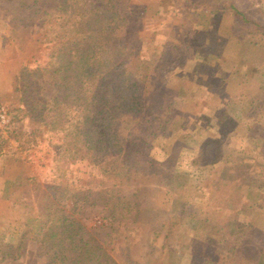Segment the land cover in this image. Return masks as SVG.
I'll list each match as a JSON object with an SVG mask.
<instances>
[{
	"label": "rangeland",
	"instance_id": "1",
	"mask_svg": "<svg viewBox=\"0 0 264 264\" xmlns=\"http://www.w3.org/2000/svg\"><path fill=\"white\" fill-rule=\"evenodd\" d=\"M118 2L132 21L129 42L137 48L142 77L150 78L160 58L170 64H160V77L173 69L167 82L173 104L165 114L170 136L158 137L153 153L161 160L163 147L177 153L176 167L188 176L183 197L201 206L211 223L181 216L173 203L176 194L160 174L103 175L79 159L68 165L70 174L80 182L94 181L97 189L114 187L138 204L139 216L129 239L121 240L118 259L122 247L129 246L136 264H264V33L258 30L264 28V0ZM230 5L260 27L242 26ZM14 22L13 15L0 19V102L11 114L19 113L0 137V264H45L35 239L18 251L9 248L30 210L42 205L44 185L59 180V134L18 111L24 106L15 90L21 68L42 64L49 44L39 37L37 23L14 28ZM195 54L200 62L208 60L197 78L191 74ZM243 59L255 70L248 76L230 72ZM208 136L218 139L221 149H237L230 162H199L200 145ZM92 218L90 225L102 221L99 215Z\"/></svg>",
	"mask_w": 264,
	"mask_h": 264
},
{
	"label": "trees",
	"instance_id": "2",
	"mask_svg": "<svg viewBox=\"0 0 264 264\" xmlns=\"http://www.w3.org/2000/svg\"><path fill=\"white\" fill-rule=\"evenodd\" d=\"M0 1V19L13 15L14 28L37 23L39 37L49 44L42 64L26 65L19 71L15 90L24 107L18 111L31 114L35 122L46 126L45 131L59 134V180L44 185L42 205L30 210L15 245L9 248H25L32 238L37 241L38 254L46 256L45 264H136L130 258L131 247H122L119 259L116 251L121 240H128L132 233L138 204L117 194L114 187L97 189L90 179L78 181L68 166L78 159L88 161L90 170L103 175L136 178L160 174L164 186L176 194L173 203L179 205V214L210 224L202 207L183 197L188 176L176 167L177 153L163 147L162 160L153 153L156 139L170 136V119L165 114L173 104L167 92L173 69L160 77V64L170 65L160 58L150 68V78L142 77L136 67L137 48L129 42L132 21L120 11L118 0ZM230 6L242 26L251 22L260 27L245 12ZM258 30L264 33V28ZM193 57L197 64L191 74L197 78L208 60L200 62V54ZM254 70L244 59L230 67V72L244 76ZM18 120L19 113L12 114L5 129L10 130ZM25 143L23 147L29 145V141ZM236 151L234 146L221 149L218 139L208 136L200 145L198 158L204 164L219 158L227 163ZM94 215L102 221L90 225ZM209 234L207 241L212 242ZM4 252L13 255L11 250Z\"/></svg>",
	"mask_w": 264,
	"mask_h": 264
},
{
	"label": "built area",
	"instance_id": "3",
	"mask_svg": "<svg viewBox=\"0 0 264 264\" xmlns=\"http://www.w3.org/2000/svg\"><path fill=\"white\" fill-rule=\"evenodd\" d=\"M12 122V114L6 104L0 102V136Z\"/></svg>",
	"mask_w": 264,
	"mask_h": 264
},
{
	"label": "crops",
	"instance_id": "4",
	"mask_svg": "<svg viewBox=\"0 0 264 264\" xmlns=\"http://www.w3.org/2000/svg\"><path fill=\"white\" fill-rule=\"evenodd\" d=\"M10 87V86H9Z\"/></svg>",
	"mask_w": 264,
	"mask_h": 264
}]
</instances>
